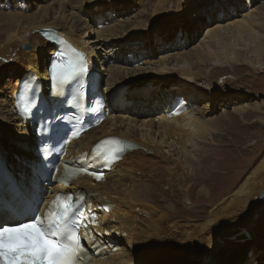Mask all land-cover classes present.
Returning <instances> with one entry per match:
<instances>
[{
	"label": "bare ground",
	"instance_id": "obj_1",
	"mask_svg": "<svg viewBox=\"0 0 264 264\" xmlns=\"http://www.w3.org/2000/svg\"><path fill=\"white\" fill-rule=\"evenodd\" d=\"M96 1L99 0H57L32 13L0 12V69L7 68L3 72L9 71L10 74L5 83L10 99L0 102V135L8 140L14 138V135L18 136L26 146L24 158L17 160L15 164L0 151V202L6 209H0V222L28 219L35 210L44 208L52 195L65 191L62 185L55 183L60 177L58 172L50 185L44 187L42 184L47 179L42 178L36 169L38 160L31 151L36 139L32 137L29 122L22 121L16 114L12 98L20 77L29 70L36 72L41 84L44 80L46 88L49 87L47 65L54 47L48 45L37 29L54 27L60 35L82 51L91 71L97 72L100 77L107 76L102 87L107 104L111 105L101 125L84 132L68 144L69 158L75 160L81 153H85L87 157L99 139L110 135L127 138L138 145L136 149L126 152L113 169L105 172L102 181L92 183L86 176L72 180L75 186L85 189L86 198L94 206L105 202L110 209L96 211L94 218L97 225L91 230V235L97 241L107 242L114 249L106 248V255L94 258L91 264H218L221 253L217 238L250 221L252 210L258 211L260 206L264 207V202L258 197L264 188V156L230 193L223 194L218 201L210 202L213 200L211 190L199 185L201 178L192 174L193 168L198 165L193 162H196L197 154L193 152L202 150L200 142L211 138V134L221 124L231 122L236 115L223 114L218 118H202V112L187 106L189 102L186 103L182 95L176 96L174 101L179 98L185 105L184 110L168 115L171 103L163 98L161 103L164 108H156L153 95L157 94L150 92L152 86L121 87L119 83L133 79L136 71L138 72V68L132 69L123 65L122 61L126 60V56L122 51L127 52L130 49L118 44L121 46L115 49L119 52H114L111 47V40L122 36L119 32L121 26L109 23L101 30L96 29V38L102 37L106 57H99L93 46L89 47L85 42L91 26L96 27L97 21L106 19L102 17L103 14L96 12L101 8H92ZM166 1L158 0L159 4L152 11L154 17L162 13L160 10ZM84 4L91 5L90 8L93 9L88 11L89 17L96 19L91 25L86 22L87 18L82 19L81 13L86 12ZM55 15L58 17L53 18ZM263 18L264 4L261 9L250 11L242 19L209 28L199 46L191 52H180L169 58L172 57L176 62H188L187 68L180 69L181 77L188 83L195 82L197 78H209L214 68L220 70L227 67L234 70L236 66L244 65L255 71H264ZM25 44H30L31 47L24 48ZM39 46L47 48V52L41 56L37 53ZM49 53L51 54L48 55ZM132 58H137V55L133 53ZM208 61H211V68H204L205 71H202L200 66ZM150 62L145 60L146 64ZM151 64H157V68L161 70H170V65L163 60L156 64L152 61ZM191 64L199 67V70L194 71ZM226 78L232 77L227 75ZM98 81L101 82V79ZM203 85L210 87L207 80ZM190 86L198 88V84ZM125 100H131L136 105L135 109L141 108V111L113 106ZM242 107L232 111L243 117L245 108ZM114 111L119 113L115 114ZM122 111L132 114L127 115ZM259 113L264 114V111ZM141 114L145 117H132ZM152 115L158 118L157 123ZM259 119L264 123L263 116ZM2 142L4 143L3 140ZM253 143L255 144H251ZM178 152L183 156H173ZM204 162L205 158L200 163ZM14 165L18 166V173L13 170ZM144 178L154 183L157 188L149 189L142 182ZM193 179L196 180L195 183ZM162 182L166 183L164 188L160 186ZM192 195H195V199ZM184 196L187 203L180 212L170 203L165 206L158 203V197L166 202L167 199L176 197V202H179ZM41 198L45 200L40 203ZM191 200H195V203L199 200L200 208L190 207ZM208 205L210 209L205 211V206ZM188 211L193 216H188ZM246 232L248 229H245ZM120 243H125L130 251L124 247L117 248ZM131 251L134 252L133 257ZM258 251V247L253 248L246 264H257Z\"/></svg>",
	"mask_w": 264,
	"mask_h": 264
},
{
	"label": "rangeland",
	"instance_id": "obj_2",
	"mask_svg": "<svg viewBox=\"0 0 264 264\" xmlns=\"http://www.w3.org/2000/svg\"><path fill=\"white\" fill-rule=\"evenodd\" d=\"M52 1L57 0H0V12L32 13ZM96 2L92 8H101L96 12L103 14L102 17H106V19L101 17L102 19L97 21L96 27L91 26L85 37V42H87V46H93L94 52L99 57H106L104 56L102 37L96 38V29L101 30L109 23H117L121 26L119 32L122 33V36L112 39L111 47L114 48V52H119L115 48L121 45L130 49L127 52L122 51L126 56V60L122 61L123 65L132 69L138 68L133 79L119 83L122 85L121 87L126 85L143 88L152 86L150 92L157 94L153 95L155 100L153 104L158 109L159 107L164 108L161 99L166 98L172 104L176 96L182 95L185 102H189L187 106L202 112V118H218L223 114L236 115L233 116L231 122L221 124L216 129L217 131L211 134V138L200 142V144L197 143V145L203 146L202 150L193 152V154L197 153L195 154L196 162L195 160L193 162L198 165H195L192 174L201 178L199 185L206 186L211 190L213 200L210 202L218 201L223 194L230 193L264 156V123L259 119V117H264V114L259 113L264 111V71H255L244 65L236 66L234 70L227 67L220 70L214 68L211 70L209 78H197L195 82L188 83L181 77L182 72L180 71L182 67H188V62H176L169 56L178 55L180 52H191L193 48L200 45L209 28L242 19L250 11L261 9L264 0H167L163 3L160 10L162 13L158 17L152 15L153 9L159 4L158 0H99ZM83 6L86 12L81 13L82 19L87 18L89 21L86 22L91 25V22H95L96 19L89 17L88 11L93 9L90 8L91 5L84 4ZM67 14L66 12L65 15ZM57 17L58 15L53 16V18ZM37 51L41 56L47 52V48L39 46ZM133 53L137 55L135 60L132 58ZM145 60L151 62L146 64ZM162 60L165 61V64L170 65L169 71L157 68L156 63ZM152 61L156 65L151 64ZM211 61L201 65L200 69L202 71L210 69ZM192 67L194 71L199 70V67ZM6 69H0V102L10 99V94L5 88L6 79L10 76L9 71L3 72ZM157 69L159 71L156 72ZM227 75L232 78L227 79ZM106 77V75L101 77V87L104 86ZM206 80L210 85L209 88L203 85ZM189 84H198V88L195 89ZM103 88L100 89L101 92H104ZM113 106H125L127 109L130 107L131 110L141 111V108L135 109L136 105L131 100H125V102ZM241 107L245 108L243 117L232 111ZM246 112L249 113L246 114ZM114 113H119V111H114ZM132 117L139 119L145 115ZM152 118L155 123L158 122L155 115H152ZM12 137L14 138L8 140L0 135V151L2 150L5 156L15 164L17 160L24 158L26 146L18 136ZM252 142L255 144H251ZM173 156L183 155L178 152ZM203 158H205V162L202 164L200 162ZM14 166L13 170L18 173V166ZM193 181L195 183L196 180L193 179ZM142 182L149 189L157 188L147 178H144ZM165 184L162 182L160 186L164 188ZM192 197L195 199V195ZM216 197L218 198L216 199ZM158 198L159 204L165 206L170 203L179 212L187 203L186 196L179 202H176V197L172 200L167 199V202ZM191 202L190 207L200 208L199 200L196 203L195 200H191ZM260 207L258 211L249 207L252 210L250 221L242 223L238 229H231L224 236L217 238L218 250L221 253V260L218 264H246L253 248L256 247L259 249L256 253V263L264 264V207ZM209 209V205L205 206V211ZM191 215L192 212L188 211V216ZM245 229H248V232L245 233ZM125 246V243H120L117 248L124 247L130 251V248ZM246 251L248 253L244 255ZM131 253L133 257L134 252L131 251Z\"/></svg>",
	"mask_w": 264,
	"mask_h": 264
},
{
	"label": "snow or ice",
	"instance_id": "obj_3",
	"mask_svg": "<svg viewBox=\"0 0 264 264\" xmlns=\"http://www.w3.org/2000/svg\"><path fill=\"white\" fill-rule=\"evenodd\" d=\"M43 35L50 42L56 41V37L47 31ZM72 52L74 55L65 60L64 51L57 47L49 67L53 89L62 88L87 74L88 68L83 54L75 50ZM57 68H59L58 73ZM28 87V82H25L24 89ZM18 93L23 98V92L18 89ZM17 110L22 116L27 115L26 109ZM83 127L84 125L81 124L80 129L82 130ZM79 134V130L73 126L70 136L64 142L67 143L68 139ZM127 149L126 143L110 138L96 145L94 156L102 159L105 167H110ZM76 171L86 172L97 180L103 177L102 172L90 171L83 166ZM84 199L82 193L77 197H73L70 193H57L43 216L33 214L32 218L23 221L0 222V264H86L88 248L82 240L87 239L88 222L95 224V218L86 215ZM53 205L55 211L52 210ZM103 209L110 210L107 204ZM81 227L85 229L83 236L80 234Z\"/></svg>",
	"mask_w": 264,
	"mask_h": 264
},
{
	"label": "water",
	"instance_id": "obj_4",
	"mask_svg": "<svg viewBox=\"0 0 264 264\" xmlns=\"http://www.w3.org/2000/svg\"><path fill=\"white\" fill-rule=\"evenodd\" d=\"M23 47H24V48H29L30 45L25 44V45H23ZM258 197H259V199H260L261 201L264 202V188L259 192ZM247 253H248V251H246L244 255H247Z\"/></svg>",
	"mask_w": 264,
	"mask_h": 264
}]
</instances>
